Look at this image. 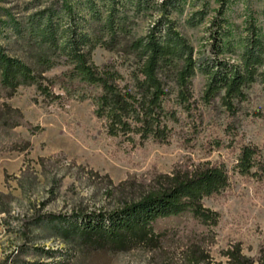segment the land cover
<instances>
[{
	"label": "trees",
	"instance_id": "16d2710c",
	"mask_svg": "<svg viewBox=\"0 0 264 264\" xmlns=\"http://www.w3.org/2000/svg\"><path fill=\"white\" fill-rule=\"evenodd\" d=\"M227 1L219 0L218 15L209 24L208 48L199 55L170 16L180 0H23L0 6V34L9 28L12 36L8 44L0 41V129L16 134L14 127L24 125L33 134L38 131L7 101L20 87H34V103L49 106L64 105L70 86L84 83L97 91L79 92L76 98L93 100L94 114L109 136L134 142L137 135L166 142L173 125L183 118L195 135L203 123L202 107L215 104L232 120L228 123L232 136L239 126L232 123L244 111L249 89L258 83L264 89V36L248 22L243 46L237 50L225 26ZM202 10H196L191 20L195 15L202 18ZM150 13L158 15L145 32L138 33V19ZM97 46L133 61L125 67L114 60L98 65L93 60ZM58 67L63 68L60 73L48 74ZM55 87L64 92H56ZM29 146L23 140L10 150ZM263 148L240 143L228 168L224 162L208 161L204 167L186 166L161 174L138 199L121 201L109 210L44 212L33 222L52 223L65 236L94 249L155 247L164 234L160 222L185 215L204 226L216 225L218 212L204 199L221 194L235 175L262 180ZM241 250L235 244L224 252L229 264H264L263 249L257 257ZM192 255L200 257L201 252L196 247Z\"/></svg>",
	"mask_w": 264,
	"mask_h": 264
},
{
	"label": "rangeland",
	"instance_id": "374dc122",
	"mask_svg": "<svg viewBox=\"0 0 264 264\" xmlns=\"http://www.w3.org/2000/svg\"><path fill=\"white\" fill-rule=\"evenodd\" d=\"M22 1L0 0V6ZM219 7V0H180L179 8L171 11L196 55L208 48L209 24ZM199 9H203V17L195 15L191 20ZM157 15L138 19L136 31L145 32ZM223 16L230 30L228 38L237 50L243 46L248 22L255 23L264 36V0H228ZM10 34L9 28L4 29L0 41L8 44ZM93 60L98 65L114 60L124 67L133 61L101 46L93 51ZM55 91L64 92L58 87ZM96 91L87 84L74 83L64 105L41 106L34 103V87H20L7 100L22 111L26 121L37 125L38 131L33 134L24 125L14 127L16 134L0 129V264H229L224 252L235 244L250 257L264 250V177L258 181L235 175L221 194L204 199L206 206L218 212L216 225L204 226L185 215L160 222L164 234L155 247L94 249L76 237L65 236L52 223L33 222L35 215L44 212L109 210L121 201L138 199L161 174L186 166L204 167L208 161L224 162L228 168L240 143L264 145V89L259 83L249 89V101L238 121L232 123V127L239 125L232 136L228 135L232 120L215 104L202 107L198 133L191 135L183 118L173 125L166 142L142 140L137 135L134 142L109 136L94 114L93 100L76 98L79 92ZM23 140L29 141V148L10 150ZM196 247L200 257L192 255Z\"/></svg>",
	"mask_w": 264,
	"mask_h": 264
}]
</instances>
